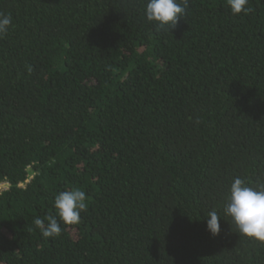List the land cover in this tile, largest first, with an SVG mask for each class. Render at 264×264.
<instances>
[{
  "label": "trees",
  "instance_id": "obj_1",
  "mask_svg": "<svg viewBox=\"0 0 264 264\" xmlns=\"http://www.w3.org/2000/svg\"><path fill=\"white\" fill-rule=\"evenodd\" d=\"M146 3L0 0V264H264L223 211L264 183V0H188L171 31ZM74 187L80 222L43 237Z\"/></svg>",
  "mask_w": 264,
  "mask_h": 264
},
{
  "label": "clouds",
  "instance_id": "obj_2",
  "mask_svg": "<svg viewBox=\"0 0 264 264\" xmlns=\"http://www.w3.org/2000/svg\"><path fill=\"white\" fill-rule=\"evenodd\" d=\"M249 0H227L233 15L248 11ZM188 0H147L145 17L153 22L158 30L171 31L180 19H184ZM12 25L10 14L0 13V38H3ZM54 207L57 216L48 215L45 219H34V224L45 238L60 236L61 222L64 225H76L81 213L88 208L87 195L84 190L74 187L56 195ZM225 215L231 217L239 235L264 242V183L248 184L240 177L234 178L226 196L223 207ZM207 230L213 236L220 232V215L216 210L207 213Z\"/></svg>",
  "mask_w": 264,
  "mask_h": 264
},
{
  "label": "built area",
  "instance_id": "obj_3",
  "mask_svg": "<svg viewBox=\"0 0 264 264\" xmlns=\"http://www.w3.org/2000/svg\"><path fill=\"white\" fill-rule=\"evenodd\" d=\"M8 187L7 182H0V192L5 190Z\"/></svg>",
  "mask_w": 264,
  "mask_h": 264
}]
</instances>
